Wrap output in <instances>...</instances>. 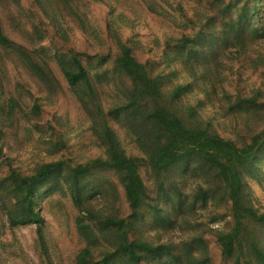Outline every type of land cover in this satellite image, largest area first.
<instances>
[{
    "label": "rangeland",
    "instance_id": "374dc122",
    "mask_svg": "<svg viewBox=\"0 0 264 264\" xmlns=\"http://www.w3.org/2000/svg\"><path fill=\"white\" fill-rule=\"evenodd\" d=\"M0 18L6 35L27 46L31 61L41 68L34 74L12 51L0 60V97L7 83L19 95L17 113L4 126L8 131L0 160L8 155L25 174L43 163L57 164L46 180L33 184L39 221L13 224L14 214L7 211L3 218V205L14 207L24 194L1 188L7 164L0 162V264H76L85 248L98 260L114 249L101 253L107 231L112 243L123 233L163 243L162 253L145 264H194L205 257L212 264H264V123L254 101L264 107V0H0ZM31 26L32 35H26ZM182 35L190 44L175 54L172 46L183 44ZM85 36L83 53L93 55L85 56L94 73L91 86L68 85L60 66L41 56L54 53L58 42L65 44L58 48L61 57L66 48L83 50ZM37 38L46 39V45L47 39L57 43L41 48ZM121 43L143 63L149 59V68L162 73L169 93L184 84L171 107L189 125L249 146L252 155L238 166L237 197L245 209L232 255L222 253L218 237L235 226L234 196L217 169L191 157L154 176L138 160L146 192L130 227L97 228L105 216L129 212L123 180L106 159V126L127 154L139 153L148 132L146 108L134 117L132 108L122 107L128 103L130 80L115 69ZM98 51L105 59L95 57ZM92 162L80 173L72 170Z\"/></svg>",
    "mask_w": 264,
    "mask_h": 264
},
{
    "label": "trees",
    "instance_id": "16d2710c",
    "mask_svg": "<svg viewBox=\"0 0 264 264\" xmlns=\"http://www.w3.org/2000/svg\"><path fill=\"white\" fill-rule=\"evenodd\" d=\"M34 29L35 27L31 26L30 29L25 30V34L32 35V30ZM38 33L37 31L35 35L39 36ZM45 33V30H43L42 34L45 35ZM187 36L182 35L183 44L181 46L173 44L172 49L175 54L185 52L188 48L190 42L185 39ZM238 36L241 37L243 35ZM86 39L87 37L85 36L83 39V50H76L73 47L70 49L66 48L67 52L62 57L58 53V48L65 47L63 42L57 43L54 39H47L46 45V39L43 38H37L35 42H40L39 47L41 48L54 46L57 43L59 46L55 49L54 53H45L41 57L45 62H55L60 66L68 85L76 86L83 82L90 87L91 77L94 76V73H92V68L88 66L91 62L90 59L85 56L93 57V55H85L83 53L88 47L87 43H85ZM37 49L33 47L32 50ZM3 51L7 52L3 53ZM10 51L17 54L24 64L31 67L34 70V74L40 73L41 68L35 67V64L27 53L29 48L12 39L10 35H6L0 18V60L5 55L11 53ZM35 53L40 55L41 51H35ZM106 56L101 51H98L95 55L98 60H103ZM114 59L116 71L122 72L130 80V86L126 93L128 103L122 107L132 108L134 117L142 116V110L146 108L148 132L144 136V141L140 144L141 150L139 153L127 154L117 147L118 140L112 135L111 129L106 126V133L103 134L108 139V142H106L108 144L106 159L108 164L120 174L123 180L129 212L125 217L107 215L102 219L97 228L113 226L116 229H122L124 226L130 227V219L138 213L137 206L142 201L146 192V185L141 178L138 160L147 163L151 175L154 176V172L166 171V169L178 161L191 157L199 160L209 168L217 169L222 178L228 183V187L234 196L231 199L236 205L234 213L235 226L231 231L222 233L218 237V244L222 248V253L232 255L235 251L234 245L242 235L240 232V228L244 223L242 210L245 209L241 206L239 197H237L240 189L238 166L252 155L249 146L237 145L230 138H225L217 133H211L201 127L189 125L186 119L181 117L171 107L173 99L182 94L180 91L184 90V84H178L169 93L168 88L165 86L166 83L160 79L162 73L149 68L147 64L149 59L143 63L144 60L138 58L127 43L120 44V48L115 51ZM69 60H71V63L68 65ZM184 62H186V59ZM174 70L176 71V69ZM6 90L7 93H5L4 99L0 97V154H4L3 145L7 138L8 130L4 128L7 124L6 120L17 113L19 103V95L16 88L7 83ZM254 101L257 110L256 114L261 117L264 123V107L260 106L259 101ZM34 107L39 108L37 103L34 104ZM241 107L248 109L246 103L241 104ZM261 125L258 124L257 126L261 127ZM49 126L52 128L50 124ZM259 132L260 130L254 134L253 141H256L257 137L262 133V131ZM146 139H152V143L146 141ZM96 161H102V159L95 160L94 162ZM0 162L7 164V168L2 175V181H5V183H2L1 188L7 191L16 190L20 194H24L23 197H19V202L14 207L11 208L6 203L3 205V208H5L3 218L8 211V214L12 213L15 215L16 220L13 224L38 222L39 212L32 206L33 184L46 180L47 175L57 164L54 162L43 163L34 173L25 174L16 169L8 155L1 157ZM94 162L77 164L72 170L80 173L87 168H91ZM247 210L251 214H257L249 207H247ZM80 220L78 218V227L82 229L85 225ZM0 223L4 225L1 219ZM106 234L107 237L103 234L101 240L107 242V247L101 253L106 252L111 247H114V249L103 258L98 259L100 260L99 264H109L112 259H119L120 264H145L150 259V256L162 253V247L164 246L163 243L150 244L146 241L131 239L126 233L121 235L117 243H112L110 238L111 233L107 231ZM110 254H117V256L108 258ZM98 260L94 258L89 248H85L83 253L78 256L76 264H96ZM48 264L54 263L50 261ZM194 264L212 263L209 257H205L194 259ZM234 264H239V261L237 260Z\"/></svg>",
    "mask_w": 264,
    "mask_h": 264
}]
</instances>
